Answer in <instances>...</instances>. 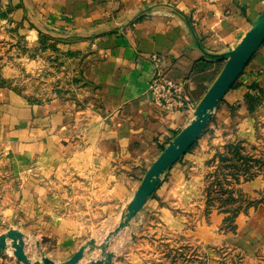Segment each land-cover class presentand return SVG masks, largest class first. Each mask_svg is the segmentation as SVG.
<instances>
[{"label": "crops", "instance_id": "obj_1", "mask_svg": "<svg viewBox=\"0 0 264 264\" xmlns=\"http://www.w3.org/2000/svg\"><path fill=\"white\" fill-rule=\"evenodd\" d=\"M5 3L10 9L2 22L6 36L0 45L12 37L31 49L47 35L54 50L73 63L78 79L66 93L42 101H13L0 87V153L12 152L17 173L28 163L40 170L43 161L50 170L63 161L71 171L93 172V182L109 187L116 203L131 196L147 163L193 118L206 85L201 76L219 66L264 11V0ZM153 55L158 62L150 61ZM38 58L21 59L27 67L37 63L38 72ZM157 74L182 87L176 108L159 107L150 99V81ZM0 75L13 77L14 68L5 66ZM258 92L264 93V40L212 111L217 127L222 124L227 130L226 138L253 139L255 118L244 97ZM213 137V142L222 140V133ZM205 156L196 163L200 172ZM184 168L178 162L170 167V184L182 183ZM244 186L258 189L264 180ZM60 202L65 203L51 196L50 203ZM49 213L50 234L69 236L66 227L57 224L61 220L66 225V217ZM59 243L65 249L68 240L61 237Z\"/></svg>", "mask_w": 264, "mask_h": 264}, {"label": "rangeland", "instance_id": "obj_2", "mask_svg": "<svg viewBox=\"0 0 264 264\" xmlns=\"http://www.w3.org/2000/svg\"><path fill=\"white\" fill-rule=\"evenodd\" d=\"M5 1L0 0V39L6 36L2 22L10 9ZM10 38L0 45V72L10 66L15 75H0V87L8 90L11 100H48L78 79L73 63L54 50L47 35L31 49ZM22 56L39 57L40 71L37 63L25 66ZM223 57L219 66L201 76L206 85L199 102L228 55ZM246 103L255 118L253 139L226 138L227 130L222 124L217 127L211 113L200 135L176 161L186 166L182 183L170 184L172 164L160 174L140 209L117 231L138 187L126 201L116 203L109 187L93 182V172L71 171L63 161L50 170L48 161H43L40 170L28 163L17 173L12 152L0 153V235L21 232L24 253L40 264L43 257L53 264L66 262L81 249L76 264H264V187L244 186L254 179L264 180V93L252 95ZM220 132L222 140L213 142L210 137ZM165 147L147 163L140 183ZM203 153L200 172L196 163ZM51 196L65 203H50ZM49 212L66 217V225L61 220L57 224L64 225L69 236L50 234ZM61 237L68 240L65 249ZM0 264H23L14 256L10 239L0 252Z\"/></svg>", "mask_w": 264, "mask_h": 264}, {"label": "water", "instance_id": "obj_3", "mask_svg": "<svg viewBox=\"0 0 264 264\" xmlns=\"http://www.w3.org/2000/svg\"><path fill=\"white\" fill-rule=\"evenodd\" d=\"M263 40L264 11L251 24L248 31L235 47L227 53L228 57L222 69L198 103L194 110L193 118L176 134L173 140L163 149L148 168L141 183L134 192L133 198L128 204L127 213L115 231L121 228L140 209L146 198L152 194L158 184L160 174L174 164L190 148L210 119L213 109L234 83L235 79L242 73L246 64ZM6 239L12 240L14 256L23 264H40L38 261L31 262L24 253L21 232L9 230L1 234L0 252L5 247ZM81 255L82 249L77 251L68 261L59 264H76ZM42 260L44 264H53L47 258L43 257Z\"/></svg>", "mask_w": 264, "mask_h": 264}, {"label": "built area", "instance_id": "obj_4", "mask_svg": "<svg viewBox=\"0 0 264 264\" xmlns=\"http://www.w3.org/2000/svg\"><path fill=\"white\" fill-rule=\"evenodd\" d=\"M150 61L155 63L159 61V57L151 56ZM182 87L174 84L170 79L163 75H156L150 81L149 95L150 99L159 107L165 109L176 108L177 102L181 100Z\"/></svg>", "mask_w": 264, "mask_h": 264}, {"label": "trees", "instance_id": "obj_5", "mask_svg": "<svg viewBox=\"0 0 264 264\" xmlns=\"http://www.w3.org/2000/svg\"><path fill=\"white\" fill-rule=\"evenodd\" d=\"M251 97H252V95L249 94V93H247V94L245 95L244 99L248 100V99L251 98Z\"/></svg>", "mask_w": 264, "mask_h": 264}]
</instances>
